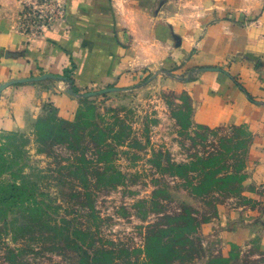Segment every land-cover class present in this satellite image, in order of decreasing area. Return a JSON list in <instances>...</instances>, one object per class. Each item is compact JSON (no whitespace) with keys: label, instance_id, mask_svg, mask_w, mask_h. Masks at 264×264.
<instances>
[{"label":"rangeland","instance_id":"rangeland-1","mask_svg":"<svg viewBox=\"0 0 264 264\" xmlns=\"http://www.w3.org/2000/svg\"><path fill=\"white\" fill-rule=\"evenodd\" d=\"M167 76L0 132V264H264L252 138L193 125Z\"/></svg>","mask_w":264,"mask_h":264},{"label":"crops","instance_id":"crops-1","mask_svg":"<svg viewBox=\"0 0 264 264\" xmlns=\"http://www.w3.org/2000/svg\"><path fill=\"white\" fill-rule=\"evenodd\" d=\"M31 1L0 0V132L46 109L69 118L76 89L168 75L193 125L247 130L264 179V0H64L41 38L18 29Z\"/></svg>","mask_w":264,"mask_h":264},{"label":"built area","instance_id":"built-area-1","mask_svg":"<svg viewBox=\"0 0 264 264\" xmlns=\"http://www.w3.org/2000/svg\"><path fill=\"white\" fill-rule=\"evenodd\" d=\"M31 12H33L34 18H31ZM66 14L67 9L64 0H43L33 4V8L24 17L26 19L20 21L18 29L24 34L41 38L58 22L64 20ZM31 21H33V26L29 25L32 23ZM30 27L33 28L30 29Z\"/></svg>","mask_w":264,"mask_h":264}]
</instances>
